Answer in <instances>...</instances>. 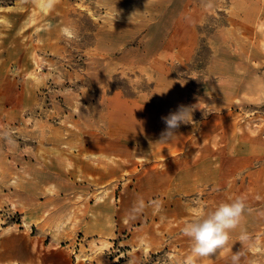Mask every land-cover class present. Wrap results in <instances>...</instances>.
I'll return each instance as SVG.
<instances>
[{
  "label": "rangeland",
  "instance_id": "374dc122",
  "mask_svg": "<svg viewBox=\"0 0 264 264\" xmlns=\"http://www.w3.org/2000/svg\"><path fill=\"white\" fill-rule=\"evenodd\" d=\"M240 196L195 264H264V0H0V264H185V223Z\"/></svg>",
  "mask_w": 264,
  "mask_h": 264
},
{
  "label": "clouds",
  "instance_id": "9594fccd",
  "mask_svg": "<svg viewBox=\"0 0 264 264\" xmlns=\"http://www.w3.org/2000/svg\"><path fill=\"white\" fill-rule=\"evenodd\" d=\"M36 2L43 8L51 9L55 6L57 0H36ZM61 31L68 39L75 36L74 29L70 26L64 27ZM192 112L191 107L181 105L176 111L161 117L166 127L161 133L160 142H168L175 137L176 130L181 124L192 123ZM5 136H9V134L5 133ZM143 207L144 204L141 201L140 209ZM246 208L245 198L240 196L228 202H220L213 211L198 214L197 218L186 222L182 228V235L191 240L192 247L191 255L187 258L185 264H195V258H210L218 251L223 250L230 239V232L239 226ZM247 239L248 235L242 232L240 240L246 241ZM232 261L233 264H238V253L233 255Z\"/></svg>",
  "mask_w": 264,
  "mask_h": 264
},
{
  "label": "crops",
  "instance_id": "0c3cea01",
  "mask_svg": "<svg viewBox=\"0 0 264 264\" xmlns=\"http://www.w3.org/2000/svg\"><path fill=\"white\" fill-rule=\"evenodd\" d=\"M89 233H90V237L89 239H87L88 241H90L91 239H93V227H90L89 228ZM51 241H49L50 243ZM81 242H78V244H80ZM63 247V250L61 249H57V250H54V249H51L47 255V264H69V261H68V258L66 257V254H65V250H64V246ZM77 251H75V254H79L80 251H81V248L80 246H78L76 248ZM32 257L31 256H26V259H31ZM72 258V257H71ZM75 264H93L92 261H88V262H75Z\"/></svg>",
  "mask_w": 264,
  "mask_h": 264
}]
</instances>
